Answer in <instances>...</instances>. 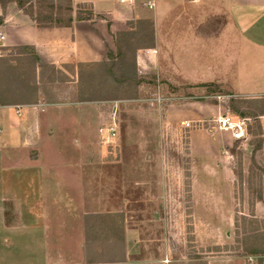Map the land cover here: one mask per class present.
<instances>
[{
    "label": "rangeland",
    "instance_id": "obj_1",
    "mask_svg": "<svg viewBox=\"0 0 264 264\" xmlns=\"http://www.w3.org/2000/svg\"><path fill=\"white\" fill-rule=\"evenodd\" d=\"M61 4L65 9L67 4ZM10 6L16 9L14 4ZM165 37L161 35L157 67L161 75H141L144 83L136 100L90 102L88 111L95 113L97 121L91 117L84 123L83 118L68 121L71 130L68 127L70 132L62 134L56 112L45 110V115H52V135L46 134L39 144L40 160L45 165H64L73 162L77 150L88 147L95 156L84 162L125 166L123 171H110L112 180L125 177V188L112 184L97 190L109 193L115 205L113 198L119 193L126 198L127 228L135 231L132 243H136L129 257L133 264H193L208 257L234 260L241 257L236 250L235 222L242 232V217L247 222L252 213L264 229V117H260L262 147L255 153L250 141L256 137L248 134L242 141H233L211 121L228 111L230 98H263L248 94H264V71L254 67L255 56L240 44L239 52L233 45L221 54L219 43L213 51L214 44L207 43L199 55L197 42L187 45L192 53L188 60L178 62L175 74L179 75L172 81L167 74ZM180 73L194 75L201 82L217 81L218 86L206 82L217 93L207 95L201 86L206 83L182 84ZM56 78L53 84H46L54 87L57 103L53 104L75 102L76 85ZM112 115L115 133L103 139L99 130L111 125ZM197 120L203 124L188 129L180 126L181 121ZM4 156L0 150V168L23 162L19 156L10 160ZM58 170L60 178L67 174L63 168ZM69 179L74 180L72 173ZM2 190L0 183V195ZM90 229L98 236L103 233L98 225ZM246 259L256 262L253 257Z\"/></svg>",
    "mask_w": 264,
    "mask_h": 264
},
{
    "label": "crops",
    "instance_id": "obj_2",
    "mask_svg": "<svg viewBox=\"0 0 264 264\" xmlns=\"http://www.w3.org/2000/svg\"><path fill=\"white\" fill-rule=\"evenodd\" d=\"M71 1L74 6L89 4L92 12L103 19L97 22L75 21L68 28L38 29L27 16L10 6L6 8L0 25L3 34L0 47L33 46L44 63L53 65L70 79L63 84L75 85L77 64L106 61L108 50H115L114 36L117 32L127 30L128 22L151 20L154 47L136 53L140 76L149 74L154 78V73L161 75L158 70L160 47L163 46L161 35L166 36L164 42L170 70L167 74L172 81L177 75L178 62L188 60L192 53L187 45L197 42L199 55L205 51L207 43L214 44L211 51L219 43L221 54L233 45L239 52L242 45L250 50L251 56H255L254 67L264 71V0H198L195 3L154 0L153 9L145 7L144 0ZM234 59L231 58L232 63ZM180 74L182 84H218L217 81L201 82L194 75ZM248 95L258 97L264 94ZM90 106L75 102L47 105L42 101L32 105L0 106V150L5 159L18 156L23 159L18 165L8 164L0 168L3 189L0 195V264H86L83 259L85 220L99 214L113 215L120 223L124 221L125 260L92 264H133L129 257L136 243H132L135 231L127 228L126 198H121L119 193L113 198L117 200L115 205L111 203L109 193L97 190V187L109 189L113 185L125 188L124 176L112 180L110 174V171H123L125 166L84 162L95 156L88 147L77 150L73 162L45 165L37 150L46 134L52 135V115H45V110L53 109L48 111L49 114L56 112L54 118L61 124L59 133L62 134L71 130L68 121L76 123L83 118L81 122L84 123L89 117L97 121L95 113L88 111ZM17 107L19 115L16 114ZM59 168L67 173L65 176L61 174V178L58 176ZM71 173L74 175L72 181L68 180ZM89 231H92L90 225ZM110 245L109 240H96L91 247L108 253L104 257H109L112 255ZM224 260L208 257L205 262L256 264L254 260L243 257Z\"/></svg>",
    "mask_w": 264,
    "mask_h": 264
},
{
    "label": "trees",
    "instance_id": "obj_3",
    "mask_svg": "<svg viewBox=\"0 0 264 264\" xmlns=\"http://www.w3.org/2000/svg\"><path fill=\"white\" fill-rule=\"evenodd\" d=\"M62 2L67 4L65 9H62ZM12 4L34 22L38 29L68 28L75 21L103 19L101 15L92 12L89 4L76 5L74 12L71 0H0L2 10L0 25L6 7ZM127 27V30L115 34V50L113 52L108 50L106 61L76 65L75 102H116L138 98L144 77L137 72L136 52L154 47L153 23L151 20H135L128 22ZM57 75L59 82L69 81L60 70L44 63L31 45L0 47V106L32 105L39 101L46 104L57 103L52 91L54 87H46V84L54 83ZM201 86L206 88L207 95L217 93L208 88L214 85L206 83ZM227 109L234 115L249 119L251 123L246 126L247 133L256 137L250 141V145L253 146V153L260 150L262 147L260 117L264 116V97L230 98ZM260 222L252 213L247 222L243 216L242 232H238L237 221L235 222L236 250L240 252L238 256L253 257L256 264H264V229L258 226ZM262 224L264 225V221ZM89 225L90 227L98 225L103 229V233L99 236L91 233ZM117 226L113 215L99 214L86 217V243L83 253L86 264L124 262L123 226L122 223L120 228ZM94 240L106 242L109 240L112 255L104 257L108 253L99 252L95 247L93 249L91 245ZM212 250L218 251L219 247H213ZM193 264L206 263L197 259Z\"/></svg>",
    "mask_w": 264,
    "mask_h": 264
},
{
    "label": "built area",
    "instance_id": "obj_4",
    "mask_svg": "<svg viewBox=\"0 0 264 264\" xmlns=\"http://www.w3.org/2000/svg\"><path fill=\"white\" fill-rule=\"evenodd\" d=\"M183 1L195 3L198 0H183ZM143 5L148 9H153L155 3L154 0H144ZM2 40H3V34L0 32V45ZM16 114L19 115L18 107L16 109ZM113 115L115 116V111ZM113 115H112L111 125L105 129L100 128L99 130V134L103 139L104 138L108 139L109 136L114 135L115 133L116 124ZM211 122L215 124V127L218 131L229 134L233 141H242L249 136L246 130V126L249 123V119L241 118L237 115L230 113L229 111H226L223 114H219L217 118L215 119L213 118ZM197 124H203V121L197 120V121L180 122V126L184 129L194 128L196 127Z\"/></svg>",
    "mask_w": 264,
    "mask_h": 264
}]
</instances>
